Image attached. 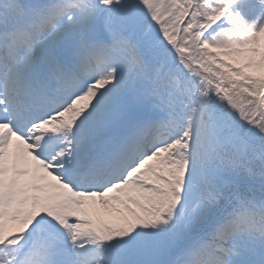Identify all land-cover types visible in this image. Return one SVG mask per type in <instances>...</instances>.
Returning a JSON list of instances; mask_svg holds the SVG:
<instances>
[{"label":"snow or ice","instance_id":"6c2138e0","mask_svg":"<svg viewBox=\"0 0 264 264\" xmlns=\"http://www.w3.org/2000/svg\"><path fill=\"white\" fill-rule=\"evenodd\" d=\"M0 264H264V0H0Z\"/></svg>","mask_w":264,"mask_h":264},{"label":"rangeland","instance_id":"374dc122","mask_svg":"<svg viewBox=\"0 0 264 264\" xmlns=\"http://www.w3.org/2000/svg\"><path fill=\"white\" fill-rule=\"evenodd\" d=\"M107 219H111V217H107Z\"/></svg>","mask_w":264,"mask_h":264}]
</instances>
